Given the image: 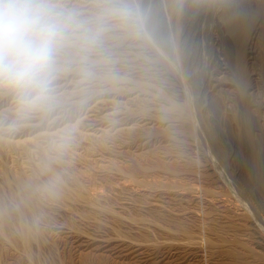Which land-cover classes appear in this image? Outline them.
<instances>
[{
	"label": "rangeland",
	"instance_id": "rangeland-1",
	"mask_svg": "<svg viewBox=\"0 0 264 264\" xmlns=\"http://www.w3.org/2000/svg\"><path fill=\"white\" fill-rule=\"evenodd\" d=\"M87 1L66 3L84 16L122 5L133 23L110 21L50 108L21 117L0 94V264H264V160L251 155L264 143L263 17L250 20L242 79L219 21L257 0ZM156 3L173 48L149 24ZM242 94L255 126L239 145ZM54 176L58 195H41Z\"/></svg>",
	"mask_w": 264,
	"mask_h": 264
},
{
	"label": "clouds",
	"instance_id": "clouds-1",
	"mask_svg": "<svg viewBox=\"0 0 264 264\" xmlns=\"http://www.w3.org/2000/svg\"><path fill=\"white\" fill-rule=\"evenodd\" d=\"M114 19L133 23L118 4L84 16L66 0H0V94L12 99L21 117L50 108L69 63L86 61ZM58 185L54 176L38 190L55 198Z\"/></svg>",
	"mask_w": 264,
	"mask_h": 264
},
{
	"label": "bare ground",
	"instance_id": "bare-ground-1",
	"mask_svg": "<svg viewBox=\"0 0 264 264\" xmlns=\"http://www.w3.org/2000/svg\"><path fill=\"white\" fill-rule=\"evenodd\" d=\"M86 4L84 3V7L86 6H89V4H91V1H87L86 0ZM94 2V1H93ZM219 3V2H218ZM221 3V2H220ZM80 4V3H79ZM82 4V3H81ZM250 4V3H248ZM203 5V4H202ZM247 5V4H246ZM82 6V7H83ZM194 6V5H192ZM221 4L219 5V8H218V12L220 13V10H223L222 8H220ZM248 6V5H247ZM253 6V5H252ZM160 7V6H159ZM158 7V4L156 3L155 4V7H153V13H151V17H150V21H149V24L151 26V29L153 30L154 34L158 37V41H160L159 43L164 46V47H171L173 48V40H172V34H171V28L172 26H170L171 24V20H170V15L169 14H166L164 11L165 8L162 9ZM97 8V7H96ZM201 8V7H199ZM227 8V7H226ZM192 9V8H191ZM225 9V8H224ZM217 10V9H216ZM132 14L133 11L132 10H129ZM188 12H190L188 9L187 10H184V12H182V14H179L174 22L176 24V26L178 25V28L179 26L181 27V29H183V27L185 26V28H187V26L190 24L192 18L190 16L187 17V14ZM222 12V11H221ZM259 13H262V17H263V20L262 21V25L261 23H259L262 27L260 28L261 29V34L259 32V34L262 38V45L263 46V51L262 53V58L261 59V69H262V87H263V92H264V0H257L256 1V5H254V7H251V8H243L242 7V10L240 11H236L234 8H227V10H225V12L221 15V19L219 20L220 21V24L222 25V31H223V34H225L226 36H224V50H225V53H226V57L228 58V60L230 61L229 63H231L233 65V68H234V71L236 73V75L239 77V78H243V75H244V66H243V61H242V54L244 53L243 49H244V45L245 43L247 42L246 40L248 39L249 37V31H250V20L257 14ZM193 14V13H192ZM190 15V14H189ZM261 16V15H260ZM259 16V17H260ZM258 17V16H257ZM134 18V17H133ZM142 19V17H141ZM205 20V19H204ZM214 20V19H213ZM260 21V22H261ZM214 22V21H213ZM250 23V24H249ZM112 22L109 23L106 25V27H109L112 26ZM115 25V24H113ZM118 25V24H117ZM192 25V24H191ZM253 25V23L251 24ZM175 26V25H174ZM254 26V25H253ZM190 27V26H189ZM113 28V26H112ZM111 28V29H112ZM148 28V27H147ZM177 29V28H176ZM251 29H252V26H251ZM259 29V28H257ZM259 31V30H258ZM189 32V31H188ZM251 32V31H250ZM220 33V32H219ZM147 34V33H146ZM180 34V33H179ZM212 36V35H211ZM255 36V35H254ZM253 36V37H254ZM156 37V38H157ZM228 37V38H227ZM257 37V36H255ZM254 39V38H253ZM257 40H258V37H257ZM175 41V40H174ZM250 41V40H249ZM252 41V40H251ZM134 43V42H133ZM192 43V42H191ZM233 44V46H232ZM172 45V46H171ZM258 45V44H257ZM131 51V50H130ZM117 53V52H116ZM123 53V51H122ZM261 56V55H260ZM127 59V58H126ZM187 66V65H186ZM118 67V66H117ZM125 67V66H124ZM141 68V67H140ZM152 69V68H151ZM153 70V69H152ZM157 72V71H156ZM187 73V72H186ZM165 76V75H164ZM188 78V77H187ZM202 78V77H201ZM200 78V80H202ZM206 78V77H205ZM182 79V78H181ZM192 80V78H191ZM199 80V82H200ZM240 80V79H239ZM238 80V81H239ZM187 82V81H186ZM205 81H203L204 83ZM185 83V82H184ZM191 83V82H190ZM203 83H198V84H195L194 88H197V89H201L202 86H203ZM183 85V84H182ZM181 85V86H182ZM186 85V84H185ZM183 86V90H185V87L186 86ZM202 85V86H201ZM187 90L188 87H186ZM182 90V89H181ZM186 90V91H187ZM184 91V92H186ZM205 91V90H204ZM183 92V91H182ZM189 92V91H188ZM185 94V93H184ZM245 94V93H244ZM244 94L241 95V99H240V105H239V110L237 112V115H236V121L238 122V125L237 126H240L243 133L241 134V136H237L236 137V141L237 143H239V145H243L245 144L246 142H251L250 140V135L248 134V130L251 128V127H254L255 124H254V119L251 115V112H249V104L247 103L246 101V98L244 96ZM195 95V94H194ZM186 97H187V92H186ZM198 97V96H197ZM188 98V97H187ZM100 101V100H99ZM192 103V102H191ZM195 103V102H194ZM238 106V105H237ZM189 110V109H188ZM3 111V110H2ZM183 111H186V109H184ZM187 116V111L185 113ZM190 114V112H189ZM190 116V115H189ZM198 118V117H197ZM92 119V118H91ZM200 122V121H199ZM197 125V124H196ZM202 127V126H201ZM101 129V128H100ZM103 130V129H102ZM109 131V130H107ZM101 132V130H100ZM209 133H214L213 131H208ZM204 134V133H203ZM211 135V140H210V148L214 149L215 150V153H216V156H218V159L223 161L224 157L222 156V154L219 152V147L221 146L220 144V141H219V137L216 138V136H214L213 134H210ZM208 136V135H207ZM227 136V135H226ZM222 141V140H221ZM261 145H257L259 147V149L257 151L253 150L251 152V155H252V158H253V162L254 164H256V162H258V159H259V162H263L264 160V143L261 141ZM255 144V143H253ZM146 150V149H145ZM214 156V155H213ZM212 156V157H213ZM214 160V159H213ZM217 160V159H215ZM218 161V160H217ZM137 181V180H136ZM140 182V181H139ZM124 200V199H123ZM130 202V201H129ZM129 204V203H128ZM81 243V242H80Z\"/></svg>",
	"mask_w": 264,
	"mask_h": 264
}]
</instances>
